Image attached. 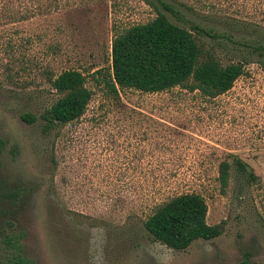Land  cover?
Segmentation results:
<instances>
[{
	"label": "rangeland",
	"instance_id": "374dc122",
	"mask_svg": "<svg viewBox=\"0 0 264 264\" xmlns=\"http://www.w3.org/2000/svg\"><path fill=\"white\" fill-rule=\"evenodd\" d=\"M162 1L211 30L223 65L246 63L232 90L115 96L91 75L111 66L116 33L159 11L182 25L160 0H0V264H264V0ZM69 69L88 71L92 100L45 135L22 117L60 99L52 80ZM188 193L224 232L176 251L145 223Z\"/></svg>",
	"mask_w": 264,
	"mask_h": 264
},
{
	"label": "trees",
	"instance_id": "16d2710c",
	"mask_svg": "<svg viewBox=\"0 0 264 264\" xmlns=\"http://www.w3.org/2000/svg\"><path fill=\"white\" fill-rule=\"evenodd\" d=\"M164 10L182 25L173 22L162 11L145 24H138L116 33L112 41L111 66L91 75L97 82L103 80L112 95L119 91L137 90L148 94L171 91L175 88L200 92L207 98H217L233 89L246 73V63L223 65L218 51L202 40L211 30L189 20L179 7L160 0ZM186 25H190L187 27ZM264 55V45L257 48ZM264 66V63H263ZM88 71L69 69L52 80V87L60 99L40 117L26 114L29 124L42 121V132L50 135L58 127L81 119L93 97L88 88ZM240 171L246 165L238 160ZM231 165H221L220 180L229 184ZM250 177L255 179L254 173ZM209 207L206 199L197 193L181 194L160 205L149 216L145 228L155 242L176 251H186L197 240L219 238L224 228L208 224ZM7 264H32L20 255H14Z\"/></svg>",
	"mask_w": 264,
	"mask_h": 264
}]
</instances>
